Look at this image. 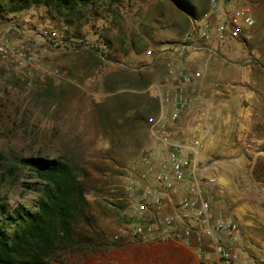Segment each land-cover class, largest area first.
Masks as SVG:
<instances>
[{"label":"rangeland","instance_id":"374dc122","mask_svg":"<svg viewBox=\"0 0 264 264\" xmlns=\"http://www.w3.org/2000/svg\"><path fill=\"white\" fill-rule=\"evenodd\" d=\"M178 1L181 4L90 1L75 10L67 3H40L16 12L0 11V36L9 32L26 38L37 52L34 66L27 68L0 56V197H5L9 210L19 204L34 208L40 184L21 158L63 157L78 173H88V206L86 220L79 221V239L88 238L89 244L83 252L59 251L51 264H164V247H159L181 244H113L120 213L128 205L123 175L138 165L151 143L149 119L159 110L147 87L162 71L166 57L186 43H201L190 19L207 8L208 0ZM250 1L255 44L227 42L235 58L221 48L218 52L226 61L243 65L256 80L244 85L257 89L264 85V0ZM93 47L101 48L106 58H93ZM149 50L162 55L156 60ZM199 51L204 54L202 48L187 49L184 56ZM243 104L241 111L251 119V126L244 125L248 134L233 135L227 148L219 150L212 141L207 145L212 152L203 155L232 192L230 207L239 211L245 235L243 260L264 264V190L248 173L255 152L264 150V97L259 96L255 105ZM230 148L234 150L227 152ZM144 172L136 168L140 179ZM254 176L264 184V155L257 158ZM249 239L252 246L246 244ZM91 244L97 248H89ZM152 252L155 257L161 253L159 261H150Z\"/></svg>","mask_w":264,"mask_h":264},{"label":"built area","instance_id":"2783aa9c","mask_svg":"<svg viewBox=\"0 0 264 264\" xmlns=\"http://www.w3.org/2000/svg\"><path fill=\"white\" fill-rule=\"evenodd\" d=\"M190 23L204 54L185 57V50L197 49L186 43L179 54L165 58L147 87L159 110L149 119L151 143L138 165L123 175L128 205L115 237L126 243L180 242L191 249L194 264H248L241 256L242 224L230 207L232 192L201 154L212 152L207 145L214 141L234 86L212 73L223 59L218 48L227 41L254 43L253 7L250 0H208ZM147 53L156 60L162 55ZM0 56L27 68L34 66L37 52L29 40L7 32L0 36ZM245 131L240 128L239 135ZM137 167L149 177L140 179Z\"/></svg>","mask_w":264,"mask_h":264},{"label":"trees","instance_id":"16d2710c","mask_svg":"<svg viewBox=\"0 0 264 264\" xmlns=\"http://www.w3.org/2000/svg\"><path fill=\"white\" fill-rule=\"evenodd\" d=\"M90 1L106 0H0V11L16 12L40 3H67L75 10ZM100 49H90L98 61L106 58ZM20 161L36 177L40 195L34 208L19 204L13 210L8 209L5 197H0V264H51L59 251L83 252L89 244L88 238L79 239V221L86 220L88 206L87 171L80 169L78 173L63 157L31 156ZM113 244L120 243L114 240ZM89 248L97 246L91 244Z\"/></svg>","mask_w":264,"mask_h":264},{"label":"crops","instance_id":"0c3cea01","mask_svg":"<svg viewBox=\"0 0 264 264\" xmlns=\"http://www.w3.org/2000/svg\"><path fill=\"white\" fill-rule=\"evenodd\" d=\"M227 42L225 45L224 43L221 44L219 48H221V52L224 51L225 53L232 55V52ZM193 47L197 49L200 48V46L198 45L197 46L194 45ZM179 53L180 52L178 51V54ZM196 54H197L196 57L198 55L202 56L203 51L196 52ZM232 57L235 58V54H233ZM219 67H221V69H219ZM215 70L214 71L216 75H219L220 77L224 78L227 82L234 83V86L231 91L230 101L227 103L225 107L226 114L224 115L221 124L218 125V127L216 128L214 142H212L213 143L212 147L217 148L219 150L220 148L221 149L227 148V146L225 147V144L229 143L233 135L235 134L239 135V129L241 127H245L244 125L251 126L250 117L249 116L245 117L244 112L241 111L242 109L241 107H243L244 101L250 102V105L252 104L255 105L256 102L259 100V96L261 97L262 95V98H263L264 97V85L262 84V87L257 88V89L250 88L246 84L244 85V83L252 84L253 82H256V80L255 79L253 80V78L249 76V73H247V70L244 68L243 65H240L239 63L238 64L230 63V61H226L224 57L222 61L216 65ZM247 107H249V105ZM247 134L248 132L246 130L245 135ZM233 150L234 149L230 148L227 152H232ZM202 156L203 158H205L203 154ZM220 183L226 184L227 181L225 180L224 182H220ZM249 208L251 207L249 206ZM235 213L238 215V217L240 216V213L237 209ZM249 241L246 240V244H248L247 246H252L251 239H249ZM159 248H163L161 253L164 254V257H163L164 258L163 261H165L164 264H194L195 258L193 256V253L191 249L187 247L185 244H182V243L180 245L173 244L172 246L161 245V247ZM149 249H150L149 251L154 252V248H149ZM169 251L174 252V254L169 253ZM153 252H152V257L150 258L151 259L150 261H159L161 253L159 254V256L155 257Z\"/></svg>","mask_w":264,"mask_h":264},{"label":"water","instance_id":"95a60500","mask_svg":"<svg viewBox=\"0 0 264 264\" xmlns=\"http://www.w3.org/2000/svg\"><path fill=\"white\" fill-rule=\"evenodd\" d=\"M259 155H264V150H259V151H256L253 158H252V161H251V164L249 166V169H248V173H249V177L251 178V180L257 185L259 186L261 189L264 190V184L255 178L254 176V165L257 161V158Z\"/></svg>","mask_w":264,"mask_h":264},{"label":"bare ground","instance_id":"6f19581e","mask_svg":"<svg viewBox=\"0 0 264 264\" xmlns=\"http://www.w3.org/2000/svg\"><path fill=\"white\" fill-rule=\"evenodd\" d=\"M203 153H204V152H203ZM203 153H202V154H203ZM202 158H203V156H202ZM203 159H204V158H203ZM218 180H219V177H218ZM219 182H220V181H219Z\"/></svg>","mask_w":264,"mask_h":264}]
</instances>
